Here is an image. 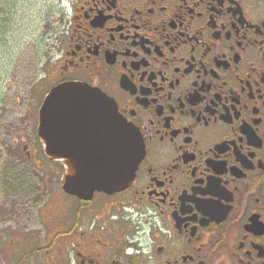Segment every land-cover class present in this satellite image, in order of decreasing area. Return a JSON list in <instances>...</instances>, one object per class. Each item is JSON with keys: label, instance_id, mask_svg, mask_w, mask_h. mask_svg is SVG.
<instances>
[{"label": "flooded vegetation", "instance_id": "af4514ba", "mask_svg": "<svg viewBox=\"0 0 264 264\" xmlns=\"http://www.w3.org/2000/svg\"><path fill=\"white\" fill-rule=\"evenodd\" d=\"M0 1L6 22L31 0ZM68 2L40 106L60 84L97 90L143 156L125 191L89 201L57 163L55 262L264 264V0Z\"/></svg>", "mask_w": 264, "mask_h": 264}, {"label": "rangeland", "instance_id": "374dc122", "mask_svg": "<svg viewBox=\"0 0 264 264\" xmlns=\"http://www.w3.org/2000/svg\"><path fill=\"white\" fill-rule=\"evenodd\" d=\"M68 1L20 2L12 21L0 13V264H57L65 199L36 129L41 95L56 81L57 55L47 53L67 25Z\"/></svg>", "mask_w": 264, "mask_h": 264}, {"label": "water", "instance_id": "95a60500", "mask_svg": "<svg viewBox=\"0 0 264 264\" xmlns=\"http://www.w3.org/2000/svg\"><path fill=\"white\" fill-rule=\"evenodd\" d=\"M36 137L44 156L66 167L63 191L83 201L96 192L125 191L143 156L138 134L118 115L115 104L77 83L49 91L38 111Z\"/></svg>", "mask_w": 264, "mask_h": 264}]
</instances>
